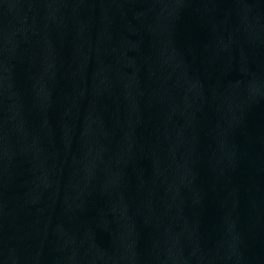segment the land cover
<instances>
[{
  "label": "water",
  "instance_id": "obj_1",
  "mask_svg": "<svg viewBox=\"0 0 264 264\" xmlns=\"http://www.w3.org/2000/svg\"><path fill=\"white\" fill-rule=\"evenodd\" d=\"M0 264H264V0H0Z\"/></svg>",
  "mask_w": 264,
  "mask_h": 264
}]
</instances>
